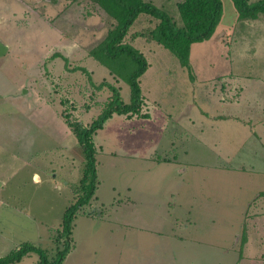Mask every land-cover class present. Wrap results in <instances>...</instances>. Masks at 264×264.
Instances as JSON below:
<instances>
[{
	"label": "rangeland",
	"instance_id": "rangeland-1",
	"mask_svg": "<svg viewBox=\"0 0 264 264\" xmlns=\"http://www.w3.org/2000/svg\"><path fill=\"white\" fill-rule=\"evenodd\" d=\"M144 1L180 24L179 0ZM221 1L222 17L212 36L191 45L192 76L150 38L155 17L140 13L129 27L125 42L148 62L139 79L148 116L114 113L93 134L99 198L77 211L74 249L62 264H160L158 243L121 225L153 228L176 216L173 228L196 253L192 263L264 264V202L248 205L264 184L258 163L235 157L251 156L256 148L247 139L257 130L249 110L264 86V14L240 20L232 0ZM113 24L94 0H0V40L9 46L0 56V257L23 242L44 249L49 260L62 248L61 239L56 241L62 214L80 193L84 166L75 135L63 129L68 125L62 112L83 125L96 118L111 92L95 89L90 78L94 84L110 82L124 103L130 101L126 81L89 55ZM77 66L88 74L71 70ZM240 90L247 94L242 103L224 102ZM219 99L224 101L217 104ZM201 110L240 119L215 120ZM187 118L195 120L189 128L182 125ZM143 147L150 160L130 154ZM144 172L165 178L143 180ZM143 181L149 188L132 204L127 189L142 190ZM177 205L181 210L173 216ZM197 205L207 207L208 218L190 223L185 215ZM15 264H39L38 255L31 252Z\"/></svg>",
	"mask_w": 264,
	"mask_h": 264
},
{
	"label": "trees",
	"instance_id": "trees-1",
	"mask_svg": "<svg viewBox=\"0 0 264 264\" xmlns=\"http://www.w3.org/2000/svg\"><path fill=\"white\" fill-rule=\"evenodd\" d=\"M94 1L108 16L115 19V24L108 29L103 40L89 50V55L107 66L111 74L115 73L126 81L129 86L130 101L124 103L119 88L110 82L103 80L94 84L90 78L95 89L101 90L106 87L111 92L96 118L90 124L83 125L79 121L71 120L68 112H62L66 124L75 135L84 154V166L78 188L80 193L76 200L64 209L56 238V241L61 239L62 248L57 250L53 260H49L44 249L29 242H23L15 246L8 254L0 257V264H15L31 252L38 255L39 264H62L72 248L70 241L76 213L82 206L90 203L97 188L96 146L92 138L93 134L102 128L105 121L114 113L124 114L126 117L148 116V113L143 111L145 98L142 95L139 81L148 67V62L142 52L124 40L137 16L140 13H147L158 20L149 32L150 38L176 56L180 65L186 68L192 76L189 60L191 45L212 36L223 12L221 0H180L177 3L180 16V24H178L166 11L149 1ZM232 2L240 20L256 19L260 14H264V0L253 2L232 0ZM57 55V53L53 54V56ZM63 59L67 63L65 56ZM71 70H81L88 74V70L83 66L73 67ZM260 195H264V191Z\"/></svg>",
	"mask_w": 264,
	"mask_h": 264
},
{
	"label": "crops",
	"instance_id": "crops-1",
	"mask_svg": "<svg viewBox=\"0 0 264 264\" xmlns=\"http://www.w3.org/2000/svg\"><path fill=\"white\" fill-rule=\"evenodd\" d=\"M1 42L4 43L3 41H1ZM8 49H9V46L7 45L6 52L8 51ZM263 81L264 80H262V79L260 80L261 83H263ZM241 92L242 91L240 90V92H239L240 94H238L237 98L236 97H234V99L228 98V100H225V101L223 99H219L220 101H218L217 104H221L224 101L227 103V105H230L232 103L234 104V106L239 105L240 103H242V100H244V98L247 96V94H244L243 92L242 93ZM254 105H255V107L251 108L249 111H250V114L255 116V118H254V120L249 119V123H252V121H255V125L257 127V130L255 131L254 134H252V133L248 134L249 137L247 140H249L252 143L254 142L256 148H254L255 149L254 153L251 156H249L247 154L243 155L242 152H240V153H236L235 157H238V159L243 158L242 160L248 164H252L251 162H253V161L258 163L257 173L259 174L258 178L261 179V181L259 183L264 184V86L263 85L259 87L258 97L255 100ZM184 114L188 115L189 112H186ZM184 114H182V115H184ZM201 115H204V116L207 115V117H211L215 120H230L233 118L236 120L240 119L239 117H237V115H234L232 113L230 115L225 114V113H223V114L219 113L217 115V113H216L213 116H208V113L203 111V110H201ZM179 120H180V122H182L181 119H179ZM244 121H246V120H244ZM194 124H195V120L192 118H187L186 123L182 122V125L185 126L186 128H189V127L193 126ZM63 129L65 131L67 130L66 133H69V134L72 133L71 129H69L67 126H65V127L63 126ZM247 140H246V142H247ZM129 143H131V142H129ZM133 144L134 143H132L131 145L133 146ZM143 151H144V147H143L141 152L138 153V152L132 151V152H130V154H132L134 158L137 157L139 160H150L151 159V153L148 151H147V153H144ZM249 151L251 153L253 152V150H249ZM252 156H253V158H252ZM196 162L199 163L200 159H197ZM239 164H241V163H239ZM241 167H242V169L245 168L244 166H242V164L239 165V168H241ZM186 168L187 167H184L182 170H180V172H184L186 170ZM234 169H236V168H234ZM218 171H222V169H220ZM152 175L154 178L160 179L161 175L163 177L162 179L165 178L164 177L165 173L159 174V172H156V173L144 172V173L140 174V177L143 180H147V179H150ZM216 175H219V174L216 173ZM211 177H214V176L212 175ZM143 185H145V187L142 190L139 189L137 191V189H135V191H134L131 188L127 189L130 192V194L127 193V198L132 201V204H139L140 203V201H139L140 198H136V197H141V196L137 195L138 192H142L141 194H144L143 191L145 192V190H148L149 184H147V182L143 181ZM97 190H98V185H97L96 191L94 193V196L91 199L92 204L95 203V201L98 200V198H99V196L97 195ZM262 191H264L263 186H261V191H259V192L261 193ZM260 193L256 195V198L252 201V203H250V202L248 203L249 206L251 204L257 205L259 202H264V195H260ZM259 199H261V200H259ZM102 200L103 199H99V201H101V202H102ZM249 206H248L247 210H249V208H250ZM97 208L98 207H95L93 210H95ZM176 209H177V212H175L173 216L177 215L178 210H181V206H179V209H178V205H177ZM256 210H257V208H256ZM207 211H208L207 207H205L203 205H197L195 208L194 207L189 208L185 217H187V220H189L190 223H192L193 221L195 222L197 219L202 220L203 218H208ZM89 217H91V215H89ZM178 217L179 216H176V219L172 220L168 225L164 224L163 222H160L157 225H155V227H153V228H150V227L145 228V227H141L140 225H135V224H130V223H127V224L123 223L121 226L128 229L129 231L132 230V231H130L132 233H136V231H137L138 234L147 235L146 239H144V240L147 241L148 243L151 241L150 238H153V240H155L158 243L154 247V250H155V259L156 260L160 259L161 261L160 260L158 261L160 264H162L161 262H163L164 264H167V263H165L166 260H173L174 264H194V263H192L191 260L195 259L194 257L196 256V253L193 250L189 249L190 248L189 246H186L185 244H183V243H185L183 240V236L178 234V230L176 228H173L174 222L178 221ZM106 220L109 222L112 221V220H108V219H106ZM117 225H120V224L118 222H114V226H117ZM244 228H245V230H244L245 237L247 238L248 226L246 225ZM73 249H74V247L72 244V248L69 251V253L72 252ZM142 251L145 252V248H143ZM241 255L242 254H240L239 256L241 257ZM261 263L262 262H259V264H261ZM252 264H256L255 261Z\"/></svg>",
	"mask_w": 264,
	"mask_h": 264
},
{
	"label": "water",
	"instance_id": "water-1",
	"mask_svg": "<svg viewBox=\"0 0 264 264\" xmlns=\"http://www.w3.org/2000/svg\"><path fill=\"white\" fill-rule=\"evenodd\" d=\"M7 50V46L0 41V56L3 55Z\"/></svg>",
	"mask_w": 264,
	"mask_h": 264
}]
</instances>
